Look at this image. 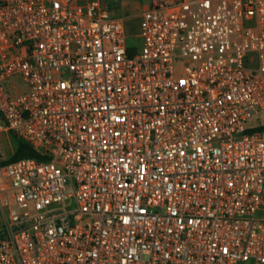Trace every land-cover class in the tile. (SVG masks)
Returning a JSON list of instances; mask_svg holds the SVG:
<instances>
[{
	"label": "built area",
	"instance_id": "built-area-1",
	"mask_svg": "<svg viewBox=\"0 0 264 264\" xmlns=\"http://www.w3.org/2000/svg\"><path fill=\"white\" fill-rule=\"evenodd\" d=\"M0 0V264H264V0Z\"/></svg>",
	"mask_w": 264,
	"mask_h": 264
},
{
	"label": "rangeland",
	"instance_id": "rangeland-1",
	"mask_svg": "<svg viewBox=\"0 0 264 264\" xmlns=\"http://www.w3.org/2000/svg\"><path fill=\"white\" fill-rule=\"evenodd\" d=\"M116 17L123 18L129 34H137L140 15L150 6L149 0H101ZM264 117V116H263ZM17 148V140L11 132L0 133V161L11 158Z\"/></svg>",
	"mask_w": 264,
	"mask_h": 264
},
{
	"label": "trees",
	"instance_id": "trees-1",
	"mask_svg": "<svg viewBox=\"0 0 264 264\" xmlns=\"http://www.w3.org/2000/svg\"><path fill=\"white\" fill-rule=\"evenodd\" d=\"M14 136V138L17 140V148L14 153V155L9 158L8 160H1L0 161V167L9 163L17 162L22 159L26 158H35L39 160L46 159L42 153L35 150L27 141L19 138L17 135H15L13 132H11Z\"/></svg>",
	"mask_w": 264,
	"mask_h": 264
},
{
	"label": "crops",
	"instance_id": "crops-1",
	"mask_svg": "<svg viewBox=\"0 0 264 264\" xmlns=\"http://www.w3.org/2000/svg\"><path fill=\"white\" fill-rule=\"evenodd\" d=\"M2 226H3V220H2V215H1V212H0V230L2 229Z\"/></svg>",
	"mask_w": 264,
	"mask_h": 264
}]
</instances>
